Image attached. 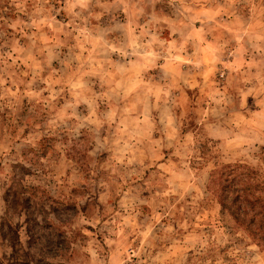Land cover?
Returning a JSON list of instances; mask_svg holds the SVG:
<instances>
[{
    "label": "rangeland",
    "instance_id": "obj_1",
    "mask_svg": "<svg viewBox=\"0 0 264 264\" xmlns=\"http://www.w3.org/2000/svg\"><path fill=\"white\" fill-rule=\"evenodd\" d=\"M228 167L264 189V0H0V264H264Z\"/></svg>",
    "mask_w": 264,
    "mask_h": 264
},
{
    "label": "trees",
    "instance_id": "obj_2",
    "mask_svg": "<svg viewBox=\"0 0 264 264\" xmlns=\"http://www.w3.org/2000/svg\"><path fill=\"white\" fill-rule=\"evenodd\" d=\"M239 171L237 167H228L213 173L218 200L264 246V189L259 184L247 183V173Z\"/></svg>",
    "mask_w": 264,
    "mask_h": 264
}]
</instances>
